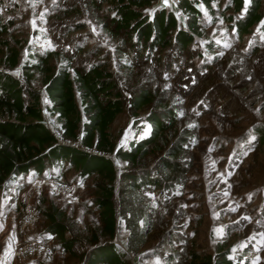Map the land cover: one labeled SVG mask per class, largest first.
Listing matches in <instances>:
<instances>
[{
	"label": "rangeland",
	"instance_id": "1",
	"mask_svg": "<svg viewBox=\"0 0 264 264\" xmlns=\"http://www.w3.org/2000/svg\"><path fill=\"white\" fill-rule=\"evenodd\" d=\"M229 1L213 0L214 10L198 4L203 34L188 48L172 44L147 50L136 36L105 26L116 13V0H0V19L8 27L2 37L18 46L20 60L50 49L75 57L72 74L74 67L94 62L111 70L125 99L124 110L111 125L118 145L126 147L150 132L145 120L150 110L167 106L175 112L177 126L166 131L164 149L151 148L136 165L113 156L118 174L156 169L167 146L187 139V150L176 157L184 172L173 177L171 188L144 187L121 194L123 181L116 182V235L99 240H113L132 264H188L193 252L216 259L222 250L236 264H264V31L261 21L240 34L227 16L242 11L227 8ZM162 7L173 10L187 27V17L174 0H154L142 9L152 16ZM60 60H55L56 67ZM9 70L22 79L20 64ZM31 85L40 91L42 106L49 105L42 75L35 74ZM141 88H149L155 100L136 115L130 100ZM76 98L80 103L78 94ZM45 114L51 113L45 108ZM56 174L71 184V191L57 193L41 180ZM97 180L100 177H82L64 163L4 182L0 234L45 239L57 249L49 257L35 254V260L77 264L76 256L62 252L42 216L25 229L16 220L28 206L40 211L55 204L81 240L74 250H86L95 242L90 238L93 228L100 224Z\"/></svg>",
	"mask_w": 264,
	"mask_h": 264
},
{
	"label": "trees",
	"instance_id": "2",
	"mask_svg": "<svg viewBox=\"0 0 264 264\" xmlns=\"http://www.w3.org/2000/svg\"><path fill=\"white\" fill-rule=\"evenodd\" d=\"M153 1L116 0V13L109 17L110 24L106 21L105 26L111 31H124L131 38L136 36L147 50H157L172 44L186 49L196 37L203 34L202 9L198 4L201 2L214 10L213 0H179V6L187 17V27H183L177 14L166 7L156 10L152 16L145 13L142 8L151 5ZM262 5V0H249L248 4L247 0H230L227 8L242 12L227 18L234 20L240 34L251 32L252 26L261 21L264 31ZM5 23L0 19V187L4 182L12 181L30 170L39 175L52 164L62 166L67 163L74 166L82 177H100L96 182L95 201L99 207L100 224L93 228L90 238L95 242L86 250L79 253L74 250V246L81 240L67 222V215L61 207L51 204L40 210V217L48 221L46 230L59 240L62 252L80 260L77 264H132L111 240L118 227L116 182L118 178L123 181V184H119L121 194L129 189L139 191L144 187L165 188L174 185L173 177L179 178L184 172L176 157L187 150V139L167 146V154L161 157L156 169L142 168L138 173L123 170L118 174L113 156L136 165L151 148L154 151L164 149L166 131L177 126L175 112L167 106L150 110L145 117L151 125L150 132L133 138L126 147L118 145L111 125L124 110L125 99L121 90L117 89L111 70L102 63L94 62L88 67H74L72 74L71 63L75 57L57 54L50 49L32 52L20 60L18 46L2 37L8 29ZM59 57L61 60L56 67L54 62ZM19 64L22 79L9 70ZM37 73L42 75L43 88L50 101L46 107L42 106L40 91L31 85ZM77 94L80 103L77 102ZM154 100L155 96L149 88H141L130 100L133 113L138 115L139 110ZM45 108L50 115H55L63 138L76 140L78 145L56 140L46 123ZM260 139L264 142L263 129ZM53 177L62 179L57 174ZM66 232L70 235L66 236ZM100 236L111 239L99 240ZM223 252L220 251L216 259L211 254L193 252L188 264H236ZM38 254L47 256L45 253ZM34 257L19 259L34 260L36 264H51V259L47 257L43 260H35Z\"/></svg>",
	"mask_w": 264,
	"mask_h": 264
},
{
	"label": "built area",
	"instance_id": "3",
	"mask_svg": "<svg viewBox=\"0 0 264 264\" xmlns=\"http://www.w3.org/2000/svg\"><path fill=\"white\" fill-rule=\"evenodd\" d=\"M174 1L177 8L180 9L179 0ZM46 123L58 142L78 145V141L76 140L63 138L59 122L57 121L55 115H46ZM41 180L45 184L51 186L52 189L57 193L69 192L72 188L71 184L63 179L46 176L41 178ZM39 217L40 211L37 210L35 206H28L16 220V224L21 229L29 228L34 224L36 220L39 219ZM54 252L55 249L51 244L38 238H24L23 240H21L15 237L11 247V255L14 258L31 257L37 253H45L47 256H51L54 254ZM126 258H129L128 255L126 256Z\"/></svg>",
	"mask_w": 264,
	"mask_h": 264
},
{
	"label": "crops",
	"instance_id": "4",
	"mask_svg": "<svg viewBox=\"0 0 264 264\" xmlns=\"http://www.w3.org/2000/svg\"><path fill=\"white\" fill-rule=\"evenodd\" d=\"M13 239L10 232L0 234V264H36L34 260L17 259L11 255Z\"/></svg>",
	"mask_w": 264,
	"mask_h": 264
},
{
	"label": "snow or ice",
	"instance_id": "5",
	"mask_svg": "<svg viewBox=\"0 0 264 264\" xmlns=\"http://www.w3.org/2000/svg\"><path fill=\"white\" fill-rule=\"evenodd\" d=\"M0 227H2V226H0Z\"/></svg>",
	"mask_w": 264,
	"mask_h": 264
}]
</instances>
